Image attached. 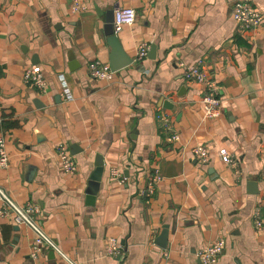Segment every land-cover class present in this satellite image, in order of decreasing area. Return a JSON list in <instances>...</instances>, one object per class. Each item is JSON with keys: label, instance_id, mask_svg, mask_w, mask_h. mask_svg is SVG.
Returning <instances> with one entry per match:
<instances>
[{"label": "crops", "instance_id": "0c3cea01", "mask_svg": "<svg viewBox=\"0 0 264 264\" xmlns=\"http://www.w3.org/2000/svg\"><path fill=\"white\" fill-rule=\"evenodd\" d=\"M235 1L0 0V137L9 155L0 184L18 204L36 207L77 263L201 264L198 252L224 238L217 264H264V227L255 225L264 206V19L239 29ZM249 1L264 15V0ZM118 7L136 10L135 23L114 30L134 62L111 80L92 78V62L109 63L105 25ZM141 45L148 53L138 59ZM182 62L220 87L218 118L203 117L205 86L186 80ZM30 67L44 73L45 92L25 81ZM200 145L207 162L194 154ZM61 146L75 172L61 167ZM222 148L238 167L222 161ZM98 155L104 170L89 204ZM164 227L161 248L154 241ZM34 238L0 202V264H67L52 250L34 259ZM111 238L120 255L108 253Z\"/></svg>", "mask_w": 264, "mask_h": 264}, {"label": "built area", "instance_id": "2783aa9c", "mask_svg": "<svg viewBox=\"0 0 264 264\" xmlns=\"http://www.w3.org/2000/svg\"><path fill=\"white\" fill-rule=\"evenodd\" d=\"M80 6L75 3L73 11H79ZM232 18L236 21L239 29L243 31H252L258 28L264 19V15L255 7L249 0H237L231 7ZM136 21V10L132 7H118L114 11V30L119 32L124 25H131ZM148 46H139L137 58L141 59L147 55ZM183 68V75L186 80L196 81L204 84L205 93L202 97L203 102V117L207 119L218 118L221 111V96L220 87L211 79L206 72L197 64L180 63ZM89 75L92 78L100 80H111L114 72L111 70L109 63L96 60L89 66ZM25 81L39 89L40 92H45L47 89V80L44 73L37 68L30 67L24 73ZM161 120H166L167 115L161 113L158 115ZM173 140H178V133L172 135ZM194 154L202 162H207L209 158V150L206 146L200 145L194 148ZM219 155L224 163L229 166L238 167V162L235 157L228 152L226 148L219 150ZM58 156L61 161V167L68 172H75L77 164L73 156L69 153L65 146H61L58 151ZM9 163V155L5 148V138L0 137V167H6ZM160 178L156 174L150 183L156 182ZM0 202L11 211L13 219L18 224H25L30 227L34 233V243L32 246L31 256L37 259L45 250H52L58 254L59 258L67 264H79L74 261L65 250H63L57 241L52 238L43 228L42 224L36 218L37 209L33 205L18 204L0 184ZM257 227H264V206L263 214L255 218ZM226 246L224 238L215 240L208 244L198 252V257L201 264H217L219 256L223 253ZM108 253L113 256L120 255L123 251L122 245L115 238L110 239L107 248Z\"/></svg>", "mask_w": 264, "mask_h": 264}, {"label": "water", "instance_id": "95a60500", "mask_svg": "<svg viewBox=\"0 0 264 264\" xmlns=\"http://www.w3.org/2000/svg\"><path fill=\"white\" fill-rule=\"evenodd\" d=\"M105 32L106 35L108 36L107 41L112 47V51L110 54V59H109V65L111 67L112 71H117L121 68H124L126 66L131 65L134 62V58L131 57L129 54L126 53V51L123 49L120 40L118 36L114 32V10H112L110 13H108L107 16V23L105 25ZM156 49L157 45L152 44L151 48L148 53V57L150 58H155L156 55ZM70 66L71 69H77L78 68V63L74 58V55H70ZM167 101L165 100L164 106L166 107ZM173 104H170L169 108H172ZM76 146L73 145V153H77L75 150ZM96 169L93 172L92 176L90 177V181L88 184V189H87V201L90 204H93L95 201V196L97 192L99 191L100 185H101V179L103 175V170H104V161L101 155L97 156V161H96ZM249 184H253L255 186L254 181H250ZM256 191V190H255ZM155 244L158 245L161 248H166L167 243H168V229L167 227H164L162 230L161 234L155 238ZM51 254L53 256L55 255L53 251H51ZM121 257H117L119 260Z\"/></svg>", "mask_w": 264, "mask_h": 264}]
</instances>
